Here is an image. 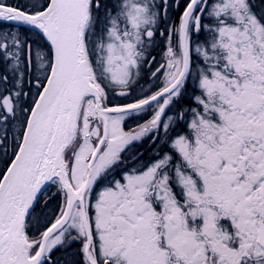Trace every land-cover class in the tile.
Here are the masks:
<instances>
[{
  "label": "snow or ice",
  "instance_id": "6c2138e0",
  "mask_svg": "<svg viewBox=\"0 0 264 264\" xmlns=\"http://www.w3.org/2000/svg\"><path fill=\"white\" fill-rule=\"evenodd\" d=\"M0 264H264V0H0Z\"/></svg>",
  "mask_w": 264,
  "mask_h": 264
},
{
  "label": "rangeland",
  "instance_id": "374dc122",
  "mask_svg": "<svg viewBox=\"0 0 264 264\" xmlns=\"http://www.w3.org/2000/svg\"><path fill=\"white\" fill-rule=\"evenodd\" d=\"M74 248L78 247V245H73Z\"/></svg>",
  "mask_w": 264,
  "mask_h": 264
},
{
  "label": "flooded vegetation",
  "instance_id": "af4514ba",
  "mask_svg": "<svg viewBox=\"0 0 264 264\" xmlns=\"http://www.w3.org/2000/svg\"><path fill=\"white\" fill-rule=\"evenodd\" d=\"M145 158H147V157H145ZM53 204H55V201L53 202Z\"/></svg>",
  "mask_w": 264,
  "mask_h": 264
}]
</instances>
